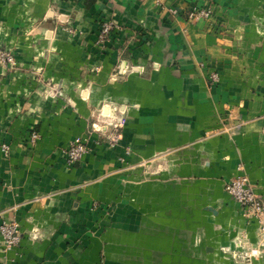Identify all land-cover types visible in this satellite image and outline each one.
I'll return each mask as SVG.
<instances>
[{
    "label": "crops",
    "instance_id": "obj_1",
    "mask_svg": "<svg viewBox=\"0 0 264 264\" xmlns=\"http://www.w3.org/2000/svg\"><path fill=\"white\" fill-rule=\"evenodd\" d=\"M0 48V264H232L254 240L224 184L264 198V0H0Z\"/></svg>",
    "mask_w": 264,
    "mask_h": 264
},
{
    "label": "built area",
    "instance_id": "obj_2",
    "mask_svg": "<svg viewBox=\"0 0 264 264\" xmlns=\"http://www.w3.org/2000/svg\"><path fill=\"white\" fill-rule=\"evenodd\" d=\"M158 1V0H156ZM209 8H198L189 12L192 19L204 18L209 16ZM120 29L119 24L110 19H103L100 23L98 40L104 41L109 34ZM0 65L13 67L16 59L13 53L4 48H0ZM212 79H216V74H211ZM115 129V126H114ZM39 133L31 130L28 143L34 144ZM103 142L113 146L117 143L115 134H103ZM3 151L7 152V144H1ZM87 151V141L84 136H77L70 140L62 148V153L68 163L79 160ZM225 190L239 204L242 215L245 219L254 220L255 238L250 240L245 231L236 233L232 237V245L220 246L221 251L232 259V264H264V198L254 191L249 183L248 177L244 172H239L229 178L224 184ZM20 240L19 223L16 219L4 217L0 222V249L7 250Z\"/></svg>",
    "mask_w": 264,
    "mask_h": 264
}]
</instances>
